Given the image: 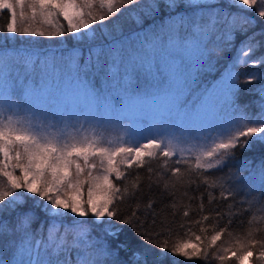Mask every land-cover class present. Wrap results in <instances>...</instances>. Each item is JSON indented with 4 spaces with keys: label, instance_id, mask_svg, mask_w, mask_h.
Wrapping results in <instances>:
<instances>
[{
    "label": "snow or ice",
    "instance_id": "snow-or-ice-1",
    "mask_svg": "<svg viewBox=\"0 0 264 264\" xmlns=\"http://www.w3.org/2000/svg\"><path fill=\"white\" fill-rule=\"evenodd\" d=\"M232 8L264 18V0H0V12L10 17L0 29V264H164L169 254L172 264L177 256L207 264L209 249L227 231V225L216 230L219 219L228 216L231 224L238 210L218 212L210 237L204 224L212 217L196 220L205 235L203 241L193 235L201 243L157 242L137 216L139 204L120 215L115 202L134 196L140 179L131 192L117 186L114 180L128 174L122 165L159 160L177 183L186 174L196 183L194 174L207 186L209 204L216 199L210 189L218 188L220 199L239 197L237 203L264 213V153L237 158L264 145V84L247 89L258 97L253 115L250 104L238 102L237 71L264 65V55L249 59L264 31L249 34L256 20ZM121 15L136 25L127 34L113 20ZM237 34L244 36L238 47ZM66 36L73 41L66 55L35 48L37 37L66 44ZM233 48L221 79L197 91L199 74ZM254 81H264V73L252 72L244 83ZM129 112L139 119L127 117L125 124ZM170 161L177 166L169 168ZM151 209L150 201L145 212ZM199 211H205L202 197ZM260 220L264 215L253 213L248 223ZM125 226L159 253L121 240ZM258 231L250 227L244 240L212 258L227 264L231 251L243 264L255 250L256 264H264Z\"/></svg>",
    "mask_w": 264,
    "mask_h": 264
},
{
    "label": "trees",
    "instance_id": "trees-1",
    "mask_svg": "<svg viewBox=\"0 0 264 264\" xmlns=\"http://www.w3.org/2000/svg\"><path fill=\"white\" fill-rule=\"evenodd\" d=\"M231 11L238 12L243 15L250 16L256 20L255 27L250 29L249 34L255 32L257 34L264 31V18H260L253 11H242L238 8H232ZM9 14L7 10L0 12V29L6 28V24L9 21ZM113 20H119L121 26L124 29L125 34L135 29L136 25L134 22L127 18L126 16H118L114 17ZM113 21H106L105 23L111 26ZM62 23H65L62 21ZM94 27H99L98 25H94ZM36 40L41 41V43L35 46L36 50L42 52H54L57 57L63 54H67V50L71 49L73 46V41L70 36H66L64 39L67 41L66 44L61 43V38H53L49 40L46 37H37ZM257 39L262 42V46L251 54L249 59H256L261 55H264V35H257ZM244 40V36L237 34L236 37V46L238 47L240 42ZM18 45L19 41H15ZM236 49L233 48L231 52L225 53V58L222 59L215 67L211 70H208L207 67L199 74V84L196 90H201L203 87H207L212 84L219 76L223 74L225 69L228 66V62L235 55ZM237 71L240 73V93L238 102L241 105L250 104L248 109L253 115H255L258 111L255 104H252V101L258 99V97L249 93L247 89H256L264 84V81H254L252 84H245V78L252 72L264 73V65H259L256 67L249 65H243L237 68ZM262 153H264V145H256L253 150L250 152L237 153L238 159L243 158H252L259 157ZM176 157L174 156L172 160L174 161ZM159 160H152L145 164L143 168H137L133 166L132 168H124L121 167L122 171H126L128 174L125 180L116 181L114 183L123 188L127 186L129 191H132V183L136 180L137 176H139V187L135 191L134 196H128L124 199L123 202L117 200L116 206L119 208L120 215L129 216L131 212L137 208V204L140 205V208L137 210V216L139 220L143 222L144 229L153 234V238L157 242L167 241L169 245H172L176 242L188 241L191 240L193 243H201L195 241V235H200L203 237L205 234H202L199 231L201 225L195 223L196 220H199L202 215H210L212 219L205 222L204 226L208 228V232L206 233L209 237L212 232V225L217 223L216 217L217 213H224L226 211H237L239 214L232 216L231 224L228 223V216H223L222 219H219L218 227L223 228L227 225V231H225L221 235V239L216 242L212 248L209 249V258L207 264H219V261L213 259V253L217 252L219 248H227V247H235L237 240H244L246 238V234L249 231L250 227L259 228L255 234V239L264 240V220H260L258 223H254L253 225H249V218L253 213H257L258 217L260 215H264V213H259L257 208L253 207L248 209L247 204H240L236 201L239 200V197H236L235 200L229 199L227 201L220 199V190L210 189L212 194L216 197V199L212 202V204L208 203V191L206 190L207 186L200 183L199 179H197L194 174L192 176L193 179H196V183H188L189 176L186 174L183 180L180 183L176 182V178L171 176V172H165L164 169L160 167ZM177 165L173 164L172 161L169 162V168L176 167ZM151 167L153 171L149 173L147 168ZM182 172L185 171V165H179ZM228 172V169L225 168L224 172H215L214 176L211 178H215V176H221ZM17 175H20L19 170L16 171ZM3 179V178H0ZM114 179V178H113ZM167 184V188L165 187ZM151 185V186H150ZM84 198L86 199L87 195V184H85L83 188ZM201 197L203 198V203L205 206V211L201 213L199 211V204L201 202ZM152 202V209L148 213L145 212V206ZM234 204V208L229 210L228 205ZM29 205H31V201H29ZM248 209V210H245ZM184 211H188L189 215L184 216ZM155 213V216L152 213ZM37 215L40 217V220H46V217L43 213H40L37 210ZM91 217V216H89ZM89 217L87 219H89ZM70 219V218H69ZM40 220H37L33 225V229L39 226ZM155 220V223H153ZM47 228V224H45V229ZM159 234L158 236L155 234ZM231 233V235H229ZM121 240L129 241L133 248H149L151 249L152 255L155 256L159 253V249L153 248L151 245L144 244L140 238H138L135 233L125 226V231L120 236ZM203 250V249H202ZM123 255V253L121 254ZM258 252L254 250L253 256L251 258H245L243 264H256V256ZM228 262L227 264H239L235 260V257L232 256V252L228 253ZM151 259V257H150ZM173 258L169 254L168 259L164 261V264H172ZM176 264H205V261L195 260V261H185L183 257H175Z\"/></svg>",
    "mask_w": 264,
    "mask_h": 264
},
{
    "label": "rangeland",
    "instance_id": "rangeland-1",
    "mask_svg": "<svg viewBox=\"0 0 264 264\" xmlns=\"http://www.w3.org/2000/svg\"><path fill=\"white\" fill-rule=\"evenodd\" d=\"M224 73V72H223ZM223 75V74H222ZM222 75L221 76H219L212 84H210V85H208L207 87H203V88H211L217 81H219L220 79H221V77H222ZM202 88V89H203ZM199 91V90H198ZM139 113H134V112H129V113H126L125 114V119H124V123L125 124H127L128 123V118L127 117H134V118H137V119H139ZM144 122H146V121H144ZM121 130L119 129V128H117V129H115V130H113V129H108V133H110L111 135H116V134H118L119 132H120ZM107 134V133H106ZM122 168H124V166L122 165L121 166ZM94 175H96V174H98V172L96 171V170H94V173H93ZM91 219H92V217H89V220L91 221Z\"/></svg>",
    "mask_w": 264,
    "mask_h": 264
}]
</instances>
